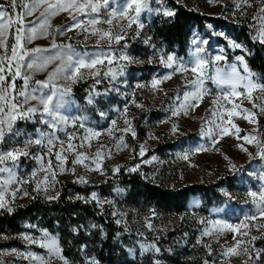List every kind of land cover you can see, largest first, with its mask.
Segmentation results:
<instances>
[{"label": "rangeland", "instance_id": "obj_1", "mask_svg": "<svg viewBox=\"0 0 264 264\" xmlns=\"http://www.w3.org/2000/svg\"><path fill=\"white\" fill-rule=\"evenodd\" d=\"M29 2L30 0H22V3ZM22 3L18 2L17 8L12 10L8 0H0L4 10L14 17L24 11ZM125 3L126 0H110L109 11H119ZM148 3L151 11L142 12L139 18V22L143 24L142 28H138L137 24L129 28L127 20L119 17L113 20L112 26L97 25L98 28L103 29L119 25L114 28L115 33H120L121 27L124 29L122 33L124 39L119 43L113 42L110 48L107 39L99 41L98 36L82 32L80 29L74 28L72 31L64 32V28L74 23L67 12L49 18L51 27L47 29V35H42L44 30L38 28L36 37L31 42L27 39L23 41L27 50L49 49L38 55L54 54L56 49H52L51 45L55 41L58 45L71 44L81 54H92L103 50L110 52L114 58L112 65L106 63L105 66L100 67V75H95V70H92V75L71 84L70 103L61 109L70 118L82 117L85 128L102 133L98 138L83 141L84 147L77 151L88 155L90 159L84 163L95 168L96 165L92 164L91 158L103 145L101 149L103 158L100 160L103 174L100 171H90L83 164L73 165L75 152L65 153L68 158L64 166L65 171L61 173L56 169V182L47 195L58 194L59 198L67 189L73 198L77 194L72 185L99 187L102 183H111L112 194L102 189L95 191L93 193L95 196L92 194L91 199L111 205L113 216L123 227V233L118 236L114 247L117 255H126V258L119 260L118 264H153L154 260H159L160 264H204L205 261H208V264H245V262L264 264V218L259 217L258 214L257 219L247 222L248 228L241 229L242 232L247 231L248 236H237L236 239L243 241L242 246L260 250L259 260L256 259L254 251L250 252L251 261L243 253L230 257L221 255L225 248L236 243L233 240L234 233L225 231L219 237L202 234L205 227H211L208 221L219 219L236 224L243 220L245 214H256V207L247 193L258 192L264 186V160L256 156L255 145L245 143L242 137L264 133V114H259V108H253L245 97L232 98L239 108L236 110L237 114L231 117V122L240 131L234 135L217 136L215 138L217 142H213V138L202 134L211 126L207 122L216 120L219 123L217 117L212 115L213 111L231 110L232 105L218 99L220 89L211 80H207L205 88L211 91L199 101L198 106L188 108L186 113L181 109L178 115H173V111L183 103L184 93L192 90L187 85V81L192 79V74L173 72L172 68L165 67L162 60L171 54L178 60L189 63L195 58L196 44L193 41L198 43L207 41L206 44L200 43V47L204 49L201 55L211 61L207 69L209 75H214L218 67L227 70L228 65L233 63L237 64L243 74V68L236 59L243 56L249 70L254 74L253 78L264 83V74L254 71L249 65L250 59L256 54L255 45L261 44L254 37L258 35L257 29L260 27L258 18L264 15L260 13L264 3L262 0H249L251 6L244 4L243 0H148ZM172 3L200 15L217 18L220 22L217 24L208 22L201 29L195 28L184 54H179L177 48L168 49L153 32V22L156 19L174 18L175 15L164 17L157 12L158 9L167 8L176 14L177 9ZM42 11L43 8H40L33 15L26 17L25 31L33 26L29 21H36L37 25L39 24L37 17ZM15 27L9 29L6 38L9 55L11 46L15 43ZM58 29L61 31H57ZM246 34L249 35L250 42L242 38ZM229 41L241 45L242 48L230 47ZM0 52H3V49H0ZM122 54L131 59L121 60L119 57ZM219 54L225 55L227 60L216 62L214 57ZM54 67L55 64L49 65L45 70L30 71L33 86H35L34 81L45 80ZM108 67L118 73L115 79L111 75H103ZM121 69H123L122 74H120ZM168 75H171V79H164ZM154 79L163 81L157 89L152 87ZM58 83L63 84L64 81L59 80ZM20 84L22 81L17 80L18 87ZM257 97H264V93L253 92L254 103L259 105L264 102ZM89 99L92 103H89ZM190 103L196 102L190 101ZM221 105L224 107H220ZM243 109L257 113V123H248L243 118L245 115ZM225 119H228L226 112ZM126 120L129 123H126ZM112 121L116 122L115 127L112 126ZM17 126L28 133H35L37 128L51 131L46 125L39 123L18 121ZM225 127L230 133H236V129L232 128L231 124ZM125 128H130V131L124 132ZM109 129H112L111 134L108 132ZM253 129L257 131L253 132ZM66 131L76 134L77 139L73 140L74 144L81 143L79 137L85 134V129L80 128L79 123L76 127H72L70 122ZM132 131L135 132V137L132 136ZM56 135L66 139L65 131H58ZM238 136L241 138L238 139ZM120 138H123V144L120 143ZM258 138L264 140V136ZM141 146L144 149L143 155H140ZM241 146L248 151H241ZM200 148L206 150L197 151ZM56 150L58 149H54ZM43 151L46 150L35 146L31 149V152L37 155L43 154ZM248 153H252V156ZM153 156L156 157L155 160L152 159ZM185 156L187 159H184ZM51 159L55 163L54 157ZM39 167L37 160L32 158H22L19 162L17 178L23 183L12 185L6 197L11 199V191L20 190L17 192V198L10 205L13 210L34 198L46 201L58 199L48 200L44 192L33 191L36 181L41 180L45 175L38 171ZM133 168L136 170L132 171ZM33 171L37 172L34 178L31 175ZM132 175L155 185L172 188L197 186L201 191L190 197L182 214L174 212L164 214L135 197H128V190L124 188L122 181L124 177ZM0 177H3V174H0ZM79 177H83L86 183L79 182ZM23 191H27L29 195L23 196ZM2 212L7 211L0 210V214ZM149 224L151 228L148 227ZM22 226L24 230L19 234L0 233V264H35L18 255L29 252L50 258L52 264H64L59 257L52 256L47 249L41 248L39 243L30 244L23 239L27 235L43 242L44 233L48 234V238L56 239L61 255L68 264H90L91 260L103 264L96 256L89 253L88 248L83 249V262L75 263L67 259L63 254L60 235L51 232L39 221L32 223L24 220ZM252 236H256L257 239L251 240ZM207 245H211V248L209 249ZM154 248H159L160 251L155 252Z\"/></svg>", "mask_w": 264, "mask_h": 264}, {"label": "snow or ice", "instance_id": "obj_2", "mask_svg": "<svg viewBox=\"0 0 264 264\" xmlns=\"http://www.w3.org/2000/svg\"><path fill=\"white\" fill-rule=\"evenodd\" d=\"M18 2L22 3V0H8L12 10L17 8ZM243 3L251 6L249 0H243ZM264 3V0H262ZM24 9L23 12L18 13L15 17L8 11L4 10V5H0V210H5L9 213L13 211L10 206L17 198V192L19 189H13L11 191V199H6L9 194V189L16 183H23L17 178V168L22 158L36 159L40 164L39 172L45 173L41 180L36 181L33 191L44 192L48 200H54L57 196L47 195L49 190L54 187L57 176L56 169H59L61 173L65 171V164L67 163V156L65 153L75 152V156L72 159V164H83L84 167L90 171H100V160L103 158L101 145L100 149L91 158L92 164L96 165L93 168L90 164H85L86 160L90 157L84 152H79L77 149L83 148V141H90L93 138H98L102 133L90 128H85V123L82 117L70 118L66 116L61 109L68 103H70L69 97L71 94V84L76 83L79 80H83L88 75H92L95 70V75H100V67L112 65L114 58L110 52L100 50L98 52L78 53L71 44H56L53 41L51 48L56 49V52L52 55L44 56L38 55L49 49L35 48L27 50L24 47L23 41L27 39L31 42L36 37L37 30H44L41 34L47 35V29L51 27L49 18L55 17L60 13L67 12L74 22L63 29L64 32L80 29L82 32H88L90 35H96L99 37V41L107 39L109 48L113 42L119 43L124 39L122 34L124 29L121 27L120 33H115L114 28L119 27L115 25L109 29L98 28L97 25L107 24L112 26L113 20L117 17L127 20V26L130 28L133 24H137L138 28H142L143 24L139 22V18L142 12L151 9L149 7L148 0H126L125 5L119 11L110 9V0H30L29 3H22ZM40 8L43 11L40 12V16L37 17L39 24L36 21H29L33 26L27 28L25 31V19L28 16L33 15ZM158 14H162L164 17H172L175 12L167 8L157 10ZM260 13L264 14V7H261ZM41 17L43 19L41 20ZM84 17V19H80ZM260 27L257 29L258 35L254 37L259 43L264 44V15L259 16ZM15 27V43L11 46V54H8V45L6 38L9 34V29ZM61 31V30H57ZM98 41V43H99ZM147 43V41H146ZM195 58L189 63H185L182 60H178L174 55H167L166 59L162 58L165 63V67L172 68L173 72H179L181 74L190 72L192 79L187 81L188 87L191 91H186L183 95V103L173 111V115H178L181 109L197 107L199 101L203 99L211 90L205 88V82L211 80L220 93L218 99L227 101L232 105L231 110L225 109V111H213L212 115L217 117L219 123L216 120L208 121L211 125L205 131L203 135L213 138V142L216 141L217 136H224L230 134L239 133L240 129L231 122V117L236 115V110L239 105L234 103L232 98L239 99L245 97L253 108H259V114H264V102L257 105L253 102V92L259 91L264 93V83H261L258 79H254V74L249 70L247 63L244 61L243 56H239L236 59L239 61L240 66L243 68V74L237 64L233 63L228 65L227 70L225 68H216L214 75H209L207 69L211 61L201 55L204 49L200 47V43H207V41L196 42ZM229 45L232 48H242L241 45L229 41ZM243 50V49H242ZM223 51V50H221ZM30 57V59H27ZM121 60H130L131 57L121 55ZM216 62L226 61L227 57L223 54L216 55L214 57ZM59 61V63H56ZM55 64V67L48 73L45 80L34 81L33 86L32 77L29 74L34 70H45L49 65ZM83 70H88L87 72ZM123 73L121 69L120 74ZM117 72L113 71L111 67H108L107 71L103 73L104 76L111 75L113 79L117 76ZM164 79H171V75L164 77ZM17 80L22 81V84L17 85ZM59 80H63L64 83H58ZM162 80L154 79L152 81V87L157 89L162 83ZM138 87H143L138 85ZM47 89V92L42 91ZM264 100V97H257ZM36 103L33 104L32 102ZM195 101V104L190 103ZM89 103L92 100L89 99ZM214 104L216 101L213 102ZM140 107V105H137ZM220 107H224L221 105ZM126 111V109H125ZM245 115L244 119L250 124L257 123L256 115L248 109L242 110ZM225 112L228 119H225ZM103 115V114H102ZM18 121L39 123L46 125L51 131H45L41 128H37L35 133H28L25 130L17 126ZM71 122L72 127H76L79 123L80 128L85 129V134L79 137L81 143L74 144L73 140L77 139L75 133H67L66 127ZM126 123H129L127 120ZM116 122L112 121V126L115 127ZM231 124L232 128L236 129V133H230L225 125ZM63 126V127H61ZM58 131H65L66 139H61L56 135ZM112 129L108 132L111 134ZM124 132L130 131V128L123 129ZM253 129V132H256ZM132 136L135 137V132L132 131ZM264 136V133H257V135H245L242 139L247 144H254L256 147V156L261 160H264V140L258 137ZM238 139L241 137H237ZM120 143L123 144V138H120ZM38 147L43 151V154L37 155L31 152L33 147ZM91 145H89L90 147ZM126 146V145H125ZM54 149H58L54 151ZM206 150L203 148L197 149V151ZM241 151L247 152V148L241 146ZM144 154L143 146H141L140 155ZM252 156V153H248ZM51 157H54L55 163ZM156 159L155 156L152 157ZM187 159V156L184 157ZM135 171L136 169H131ZM119 171V169H116ZM74 172V170H73ZM32 177L37 175L36 171L32 172ZM79 182L86 183L83 177H79ZM23 196L29 195L27 191L22 192ZM247 195L251 198V202L256 207V214H245L243 220L239 223L232 224L223 220L208 221L211 227H205L203 230L204 236L219 237L223 235L225 231L234 233L233 240L236 241L234 245H229L221 253L224 257H230L233 255H240L243 253L249 257V261L252 260L250 252H255V257L259 260L261 251L257 249H250L247 246H242L243 241L236 239L237 236H248L247 231H241L249 227L248 221L257 219L259 217L264 218V186L257 191H249ZM95 196V194H93ZM151 228V225H148ZM44 241H38L31 236L25 235L23 239L30 244L39 243L41 248L47 249L48 253L52 256H57L64 261V264H68V261L61 255V249L57 244L55 238H48V234L44 233ZM256 236H252L251 240H256ZM199 242V241H198ZM250 243V241H249ZM153 248L154 246H149ZM210 249L211 245H207ZM155 252H159V248H154ZM25 259H29L35 264H52L50 258H45L39 255H35L31 252L24 254L18 253ZM90 264H97L95 260H91ZM153 264H160L159 260H154ZM204 264H208L205 261ZM248 264V262H245Z\"/></svg>", "mask_w": 264, "mask_h": 264}, {"label": "trees", "instance_id": "obj_3", "mask_svg": "<svg viewBox=\"0 0 264 264\" xmlns=\"http://www.w3.org/2000/svg\"><path fill=\"white\" fill-rule=\"evenodd\" d=\"M177 12L170 20L156 19L153 22L154 36L168 49L177 48L179 54L186 52L189 39L195 28H203L209 23H220L217 18L206 17L194 11L172 3ZM250 42L249 35L242 37ZM256 54L250 59L249 65L254 70L264 74V44L255 45ZM124 188L128 197H135L157 211L168 214H182L186 210L191 196L201 189L197 186L172 188L166 185H155L144 182L136 175L124 177ZM76 196L71 197L67 189L55 201L34 198L23 206L15 207L9 212L0 214V233L19 234L23 232L22 222L39 221L51 232L58 233L61 238L64 256L75 262H83V249L96 256L103 264H118L126 255H117L114 243L123 233V227L113 216L111 205L101 204L91 199L98 190L112 194V184L102 183L99 187H80L72 185Z\"/></svg>", "mask_w": 264, "mask_h": 264}]
</instances>
